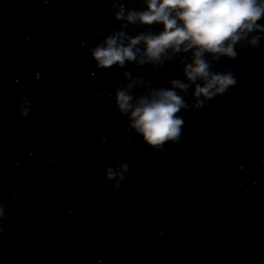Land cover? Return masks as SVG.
Wrapping results in <instances>:
<instances>
[{"label": "clouds", "instance_id": "1", "mask_svg": "<svg viewBox=\"0 0 264 264\" xmlns=\"http://www.w3.org/2000/svg\"><path fill=\"white\" fill-rule=\"evenodd\" d=\"M46 2V0H45ZM142 9L125 8L111 0L118 10L114 19L120 22L115 30L95 47L89 49L98 69L125 68L135 64L138 68L151 65L153 69L180 57L184 79L168 81L170 87L153 88L123 73L128 83L114 90V104L120 114L127 116L128 127L143 138V142L156 150L166 143H177L182 134L183 119L178 115L190 107L203 108L217 94H224L235 86L231 72H215L214 62L221 57L235 59L236 45L249 33L264 32L258 22L264 19V0H142ZM129 25L151 28L161 25L162 30L139 31L134 36L125 29ZM260 38L253 36L249 43L260 47ZM190 53V56L184 54ZM210 58V59H209ZM143 84L146 92L135 96L134 87ZM192 88L194 104L186 103L184 95ZM27 103V98L22 97ZM20 115L27 116L28 107H20ZM125 171L128 166L124 165ZM113 172L109 169L108 178ZM121 179H125L121 175Z\"/></svg>", "mask_w": 264, "mask_h": 264}]
</instances>
